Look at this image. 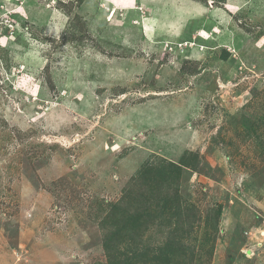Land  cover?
I'll list each match as a JSON object with an SVG mask.
<instances>
[{"label": "rangeland", "instance_id": "obj_1", "mask_svg": "<svg viewBox=\"0 0 264 264\" xmlns=\"http://www.w3.org/2000/svg\"><path fill=\"white\" fill-rule=\"evenodd\" d=\"M152 1L0 0V264H264V0Z\"/></svg>", "mask_w": 264, "mask_h": 264}, {"label": "crops", "instance_id": "obj_2", "mask_svg": "<svg viewBox=\"0 0 264 264\" xmlns=\"http://www.w3.org/2000/svg\"><path fill=\"white\" fill-rule=\"evenodd\" d=\"M134 1H136L137 3H138V5H140V6H149L150 7V4H151V2H149V0H134ZM163 2H165V3H162V6H161V8H159L160 9V14L161 13H163L164 11L162 10V7H163V4H165V5H168L169 6V8L168 9H166L165 10V12L167 11V13L166 14H168V15H172V11H173V9H172V2L174 1V2H176V3H180V2H178V1H176V0H162ZM171 2V3H170ZM182 3H186V2H182ZM171 4V5H170ZM152 7V6H151ZM153 9V8H152ZM141 14V13H140ZM182 25V24H181ZM163 30H165V31H162V32H165V33H170L169 32V29H163ZM171 35H174V33H172L171 32Z\"/></svg>", "mask_w": 264, "mask_h": 264}, {"label": "trees", "instance_id": "obj_3", "mask_svg": "<svg viewBox=\"0 0 264 264\" xmlns=\"http://www.w3.org/2000/svg\"><path fill=\"white\" fill-rule=\"evenodd\" d=\"M142 36H143V34H141ZM168 165L170 166V167H173V164L172 163H168ZM176 168V171H178L179 169H182V165L180 164L178 167L177 166H175ZM147 171H149V168H147ZM179 172V171H178ZM163 181H164V178H163Z\"/></svg>", "mask_w": 264, "mask_h": 264}, {"label": "bare ground", "instance_id": "obj_4", "mask_svg": "<svg viewBox=\"0 0 264 264\" xmlns=\"http://www.w3.org/2000/svg\"><path fill=\"white\" fill-rule=\"evenodd\" d=\"M153 2H154V3H153ZM152 3L155 4L156 2L153 0ZM156 4H157V3H156ZM54 22H55V20H54ZM52 29H54V28H52Z\"/></svg>", "mask_w": 264, "mask_h": 264}]
</instances>
